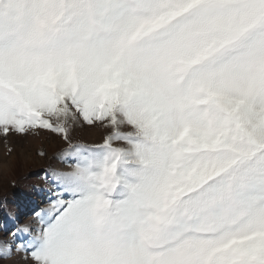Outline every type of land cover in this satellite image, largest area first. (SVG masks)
Returning a JSON list of instances; mask_svg holds the SVG:
<instances>
[{"label": "snow or ice", "instance_id": "1", "mask_svg": "<svg viewBox=\"0 0 264 264\" xmlns=\"http://www.w3.org/2000/svg\"><path fill=\"white\" fill-rule=\"evenodd\" d=\"M40 130L69 170L0 259L264 264V0H0V133Z\"/></svg>", "mask_w": 264, "mask_h": 264}, {"label": "rangeland", "instance_id": "2", "mask_svg": "<svg viewBox=\"0 0 264 264\" xmlns=\"http://www.w3.org/2000/svg\"><path fill=\"white\" fill-rule=\"evenodd\" d=\"M104 135L105 129L87 124H77L70 131L73 143L88 145L101 143ZM67 147L66 141L47 130L26 135L0 133V221L11 214L19 227L34 226L32 207L47 206L45 194L40 191L49 186L45 180L46 170H69L56 159ZM23 239L28 236L24 235ZM0 264H35V261L23 251H14L10 258L0 259Z\"/></svg>", "mask_w": 264, "mask_h": 264}]
</instances>
